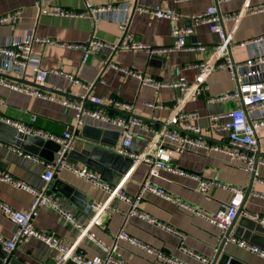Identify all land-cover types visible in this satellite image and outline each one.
Instances as JSON below:
<instances>
[{
    "label": "crops",
    "instance_id": "crops-1",
    "mask_svg": "<svg viewBox=\"0 0 264 264\" xmlns=\"http://www.w3.org/2000/svg\"><path fill=\"white\" fill-rule=\"evenodd\" d=\"M88 1L94 7L119 4H128L131 7L161 5L181 15V21L178 23L180 27L189 26V16L204 12L209 6L216 3V0H190L182 3H178L177 0ZM262 6H264V0H222L219 2L220 12L230 17L224 28L228 34L233 35V43H247L264 36V12L248 14L251 10ZM57 8L82 12L86 10V0H41L39 4L36 0H0V18L17 11L22 13V19L19 23L0 24V48L5 47L11 39L15 41L24 40L28 33L32 31L35 32L38 38L51 39L59 43H87L92 37L110 44H118L122 40L123 31L115 19H101L99 22L94 23L88 17L51 15L50 11ZM245 10L247 13L236 19V16ZM121 16V13H116L117 18ZM172 29L173 25L169 20H151L146 15L138 13L131 16L128 25V31L134 35L136 41L157 48H166L173 45ZM189 42L195 46H206V52H166L149 57L144 51L112 53L109 49H104L95 53L85 63H82V51L77 49H66L56 45L45 46L37 43L33 46V53L41 57V69L50 72L43 84L47 89L60 91L65 95L81 97L88 92L78 84L73 83L65 74L75 76L81 83L91 87L88 93L89 99L99 98L104 102L107 99H114L128 103L133 106L132 112L107 106L99 107L92 103L91 100L83 102L58 94L59 96L75 103L83 102V106L87 111L102 110L105 114L117 118L136 117L143 122L148 130H159L172 127V125L167 124V121L181 102L184 94L173 88H162L156 91L150 86L141 85L137 78L115 70L111 67V64L137 71L166 84H171L177 80L176 68L182 67V76L186 81L190 84L195 83L199 77V71L189 68V66L193 63L210 59L215 52L219 39L216 34L210 31L208 25H200L194 28V34L189 37ZM256 52V47L247 45L233 49V57L236 62H244ZM0 74H2L1 67ZM22 80L37 84L32 71ZM206 83L209 87L208 93L187 99L180 108L183 112L198 113V119L190 122H180V127L178 126L177 128L182 130V134L197 137V135H192V132L185 129L188 124L197 125L201 129V134L199 135L201 139L224 148H232L228 133H212L210 122L211 117L219 116L220 118L217 122L222 125L226 124L229 119L222 116L237 108L239 102L237 99H232L209 103L208 98L221 96L233 91L235 84L228 70L223 69H217L210 73ZM42 91L51 93L45 90ZM0 114L20 123L41 128L60 137L67 130H71L73 136L76 137L74 142L76 149H81L85 142L82 135L85 126L119 131L116 127L88 114H83L78 122V111L74 108H67L56 102L31 97L1 85ZM33 116L37 117V121L32 124L31 119ZM130 129L135 134L132 149L138 154L145 152L152 139L153 132L134 125ZM259 130L257 131L258 149L263 155L261 159H264V127ZM92 134L96 133L90 130L86 135ZM204 137L211 138L214 141H208ZM107 141L113 142L114 140L111 141L110 139ZM121 142L122 136L117 140L115 149L120 147ZM0 143L7 144L1 140ZM48 153L50 151H47ZM72 162L79 166L84 165L77 161ZM172 165L174 168L198 175L205 180H219L245 189L243 211H249L264 217V166L258 168L259 176L252 183L250 174L229 164L227 156L221 153L207 155L203 152H187L183 155L175 156L172 160ZM122 167H125V165ZM148 168L145 163L134 162L127 168L128 170L123 176L119 177L115 171L110 170L105 174L104 182L111 185H119L129 195L135 196L138 195L143 183L148 178ZM0 171L9 173L14 179L22 181L34 189H41L46 185L42 179L45 168L41 164L27 160L1 145ZM57 181L65 183L74 189L72 197L79 203L80 208L81 206L82 208L87 207L90 200L93 201V204L108 201L109 195L91 182L66 170L58 172L51 182L48 193L59 199L62 205L70 209L77 220L84 225H87L98 212L94 210V216L89 218L78 206L71 203L61 194H54L51 189ZM151 181L168 195L179 198L210 215L216 214L220 210L221 205L230 202L233 196L229 191L214 187L208 191L207 195H204L198 191V182L196 180L170 171H162L160 178H152ZM251 185L252 193L246 198L247 189ZM58 187L59 189L63 188V185L60 183ZM33 199L34 197L30 192L17 189L0 179L1 202L12 206L16 210L26 212L30 208ZM108 203L110 210L100 217L101 223L94 225L91 232L109 247L117 244V252L113 254L115 259L121 260L126 264H167L158 261L154 256L147 254L141 248L127 241H116V236L123 229L130 237L164 252L181 263L204 264L179 250L180 239L177 236L140 218L133 216L127 218L129 206L126 203L118 199H113ZM139 209L158 222L165 223L184 233L187 236L185 246L189 250L207 259L215 257L219 247L217 238L219 229L217 227L178 209L171 201L153 193L145 194L139 203ZM240 219H242V215ZM240 219L233 229L232 234L234 235L240 227ZM33 224L39 231L56 235L68 247L78 242L79 232L71 224L63 222L60 216L52 210L42 209L34 218ZM16 230V225L9 221L0 210V235L5 239H10ZM238 238L241 239L240 237ZM261 238L259 242L262 245L256 244V246L264 250V236ZM228 250L236 257L247 262V264H264L263 258L241 249L235 244L229 243ZM2 252H6L5 249ZM77 252L85 259L104 256V253L96 244L87 239L79 241ZM8 255L9 264L11 260L13 264H57V253L35 238L29 239L28 242L20 245L13 253Z\"/></svg>",
    "mask_w": 264,
    "mask_h": 264
},
{
    "label": "built area",
    "instance_id": "built-area-1",
    "mask_svg": "<svg viewBox=\"0 0 264 264\" xmlns=\"http://www.w3.org/2000/svg\"><path fill=\"white\" fill-rule=\"evenodd\" d=\"M36 1L38 4L41 2V0ZM186 1L190 0H177L178 3ZM220 1L222 0H216V3L209 6L204 12L189 16L188 21L190 25L187 27H180L178 23L181 21V15L178 12L165 8L161 5H156L154 7H131L128 4H119L113 6L94 7L88 0H86L85 11L76 12L57 8L51 10L50 14L64 17H88L94 23L99 22L101 19H115L123 31L122 40L118 44H110L96 39L95 37H92V39L87 43H59L51 39L38 38L35 35V32L32 31L28 33L24 40L15 41L11 39L5 47L0 48V67L2 74L23 79L30 71H32L34 73L35 82L38 85L43 86L50 72L41 69L42 59L39 55L33 53L34 44L41 43L45 46L56 45L66 49L81 50L83 53L82 63L87 62L91 56L104 49H109L112 53L120 51H144L149 55V57L166 52L199 51L204 53L206 52L207 47L203 45L195 46L190 44L189 37L194 34L195 27L208 25L210 31L217 35L219 42L217 43L215 52L210 59L193 63L189 66V68L197 69L199 71V77L195 83L190 84L186 81V79L182 76V67L176 68L177 80L171 84L157 81L148 75L134 70L120 68L115 64H111V67L125 73L126 75L137 78L141 85L150 86L156 91L162 88H173L184 94L181 102L174 109V112L168 119V125L180 127V122H190L198 119V113L183 112L180 108L187 99L201 96L209 92L206 79L210 73L217 69L228 70L230 77L235 84V88L233 91L224 95L209 97L208 102L213 103L214 101L232 99H237L239 102V106L237 108L230 111L227 115L222 116L229 119L226 124L222 125L217 122L220 118L219 116L211 117V132H227L229 135V142L232 148H224L220 145L206 142L198 137L201 134V129L199 126L194 124L186 125L185 129L194 133L197 137L182 134L181 132L170 128L148 130L147 127L144 126L143 122L136 117L117 118L105 114L102 110L87 111L83 106V102L88 100H91L92 103L99 107H113L127 112H132L133 106L114 99H107L105 102L99 98L89 99L88 93L91 90V87L81 83L77 77L72 75L65 74V76L73 83L78 84L81 88L88 92L81 96L83 102L75 103L71 100L62 98L57 94L44 92L25 83L14 82L0 76L1 86H5L13 91H17L31 97L56 102L64 107L76 109L78 111V122L83 114H88L93 118L102 120L116 127L121 133L122 142L120 147L115 149V152L124 158L133 160L135 163H145L149 167L148 178L143 183L138 195H129L123 187L104 182L101 179V174L90 169L88 166H79L68 160L69 153L73 149L74 136L71 130H67L60 137L41 128L20 123L0 114V123L12 126L24 135L43 138L45 140L56 142L60 145V149L56 154L55 160L53 162H47L14 145L0 143L1 146H5L9 151L18 154L27 160L39 163L45 168L42 179L45 181L46 185L41 189H34L26 183L14 179L9 173H3L0 171V179L3 182L8 183L17 189L28 191L34 197L30 208L26 212L16 210L12 206L0 201V210L4 216L17 227L16 232L10 239H5L0 235V244L3 245L8 254L13 253L20 245L28 242L29 239L35 238L57 253V264H66L68 261H72L76 264H126L121 260L115 259L113 256V254L117 252V244L109 247L97 239L96 235L91 232L94 225L101 223L100 217L105 214L106 211L110 210L108 202L113 199H118L129 206L127 218L131 216L140 218L150 224L156 225L170 234L177 236L180 239L179 250L182 253L190 255L204 264H211L213 258H204L189 250L185 246L187 236L184 233L165 223L158 222L149 214L142 212L139 209V203L145 194L153 193L171 201L178 207V209L203 219L211 225L217 227L219 229L217 237L219 246L221 243L226 241L227 244H235L241 249L258 255L264 259V250L260 247L244 239H239L234 234H229V229L234 220L237 218L239 210L243 205L245 189L223 183L219 180H205L198 175L174 168L172 165V160L175 156L183 155L187 152H203L207 155L211 153L224 154L227 156L229 164L236 166L241 171L250 175L255 173L256 177L259 176L258 168L264 166V159L260 158V160H258L257 158V153L259 152L257 131L264 127V36L258 37L257 39L247 43H233V35L228 34L224 28L225 23L230 19V17L225 16L220 12ZM259 12H264V6L251 10L248 14H255ZM116 13H121L122 16L117 18ZM135 13L146 15L151 20H169L173 25V45L166 48H157L136 41L134 35L128 31L130 18ZM246 13V10L242 11L238 16H236V19H239ZM21 16L22 13L20 11L11 13L7 16L1 17L0 24L6 25L19 23L22 19ZM247 45L249 47H256L257 52L254 55H251L249 59L244 62H236L233 57V49ZM36 121L37 117L33 116L31 123L33 124ZM132 125L139 126L143 129L145 128L149 132H153L152 139L146 151L141 154L136 153L132 149V143L135 137V134L130 129ZM257 165L258 168L256 170ZM63 170L69 171L74 175L91 182L109 195L107 202L92 205L93 210H96L98 213L87 225L78 221L70 209L64 207L59 199L48 193L50 189L49 185L54 180L56 174ZM162 171H170L172 173L187 176L196 180L198 182V191L204 195H207L208 191L214 187L231 192L233 195L232 199L228 203H223L220 210L216 214L210 215L179 198H174L173 196L168 195L163 189L156 187L152 183L151 179L160 178V173ZM42 209L54 211L60 216L63 222L71 224L79 232L78 242L68 247L64 245L60 238L56 235L48 234L45 231H39L36 229L34 227L33 220ZM242 216L257 222L264 227V217L258 214L250 213L249 211H243ZM83 239H87L95 243L96 246L104 253V256H98L93 259H85L82 257L77 252V247L79 241H82ZM119 240L127 241L132 245L141 248L147 254L154 256L158 261L167 264H184L179 262L177 259L166 255L164 252L142 243L136 238L130 237L123 231V229L116 236V241ZM7 263L8 260H6L5 264Z\"/></svg>",
    "mask_w": 264,
    "mask_h": 264
},
{
    "label": "water",
    "instance_id": "water-1",
    "mask_svg": "<svg viewBox=\"0 0 264 264\" xmlns=\"http://www.w3.org/2000/svg\"><path fill=\"white\" fill-rule=\"evenodd\" d=\"M7 79L25 83L29 86H32L37 89L49 91L54 94L64 95L68 96L70 98H73L74 100L82 101L81 97H74L71 95H65L64 93L60 91L50 90L47 89L44 86H40L34 83L25 82L22 79L12 78L7 75H2ZM170 129L182 132L180 128L177 127H169ZM83 132V139H85V142L81 149H76L74 146V142L76 140V137L74 136L73 139V149L69 153L68 160L70 162L77 161L79 163H82L92 170L99 172L102 174L101 179L104 181L105 174L108 173L110 170L115 171L117 175L123 176L127 172V168L130 167L134 162L133 160L129 158H124L123 156L118 155L115 152V148L117 146V140L120 138L121 133L120 131H110L103 128L98 127H91V126H85ZM93 131L96 134L92 135H86L88 131ZM194 135V133H191ZM200 137V136H198ZM208 141H214L211 138L204 137ZM114 140L113 142L107 141V140ZM0 140L6 142L7 144L14 145L34 156L40 157L43 160L47 162H53L56 158V154L60 149V145L56 142L45 140L43 138L39 137H33L24 135L23 133H20L16 128L0 123ZM47 151H50V153L47 154ZM263 155H261L260 151L257 153V158L260 160V158ZM125 165V167H122ZM258 168V165L256 167V170ZM256 175L253 173L251 175V181L252 183L255 181ZM63 185V188L58 187V184ZM51 185V184H50ZM49 185V186H50ZM51 191L54 194H61L64 198L68 199L71 203L78 206L80 208L79 203L73 199L72 195L74 193V189L60 181H57ZM252 193V185L247 189L246 198L249 197V195ZM93 201H88V206L83 207L81 206V210L89 217L92 218L94 216V210L92 208ZM244 210V204L239 210L237 218L232 223L229 234H232L233 229L235 225L237 224L238 220L240 219L242 212ZM240 227L237 229V232L235 235L237 237H240L241 239H244L252 244H258L262 245L261 242H259V239H262L261 237L264 236V227L261 226L259 223L246 218L242 216V219H240ZM0 249L3 251L4 247L2 244H0ZM0 250V264H5L6 260H8L9 263V255L7 252H2ZM3 262V263H2ZM7 263V264H8ZM10 264H13V261H10ZM66 264H76L72 261H68ZM211 264H247V262L243 261L242 259L236 257L232 252L228 250V244L226 241L220 244L218 247L215 257L212 259Z\"/></svg>",
    "mask_w": 264,
    "mask_h": 264
},
{
    "label": "rangeland",
    "instance_id": "rangeland-1",
    "mask_svg": "<svg viewBox=\"0 0 264 264\" xmlns=\"http://www.w3.org/2000/svg\"><path fill=\"white\" fill-rule=\"evenodd\" d=\"M260 131V130H259Z\"/></svg>",
    "mask_w": 264,
    "mask_h": 264
}]
</instances>
